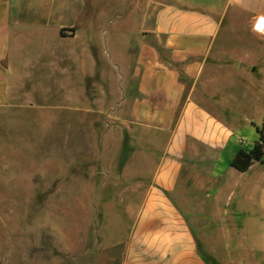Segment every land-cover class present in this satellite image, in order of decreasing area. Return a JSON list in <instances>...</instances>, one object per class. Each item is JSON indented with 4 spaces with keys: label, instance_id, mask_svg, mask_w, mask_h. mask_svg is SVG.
Segmentation results:
<instances>
[{
    "label": "crops",
    "instance_id": "crops-1",
    "mask_svg": "<svg viewBox=\"0 0 264 264\" xmlns=\"http://www.w3.org/2000/svg\"><path fill=\"white\" fill-rule=\"evenodd\" d=\"M257 16L264 25V0H0V107L52 92L51 81L61 90L72 68L103 72L89 92L107 93L134 141L123 172L136 191L101 245L115 253L106 264H213L226 227L218 166L237 151L216 84L234 60L224 33L230 18L264 36Z\"/></svg>",
    "mask_w": 264,
    "mask_h": 264
},
{
    "label": "rangeland",
    "instance_id": "rangeland-1",
    "mask_svg": "<svg viewBox=\"0 0 264 264\" xmlns=\"http://www.w3.org/2000/svg\"><path fill=\"white\" fill-rule=\"evenodd\" d=\"M253 26L264 34L260 16ZM224 35V53L234 60L216 84L237 153L254 145L264 123V36L236 27L230 18ZM105 36L101 28L104 60ZM96 78L107 84L103 72L97 77L75 67L61 90L51 81L52 92L34 93L28 104L0 107V264L114 260L115 253L101 245L114 237L117 214L131 205L124 197L136 191L123 172L134 141L114 117L107 93L89 92ZM235 154L218 166L227 177L218 204L226 227L218 234L211 221L210 230L217 233L211 261L264 264V161L240 171L231 166Z\"/></svg>",
    "mask_w": 264,
    "mask_h": 264
},
{
    "label": "trees",
    "instance_id": "trees-1",
    "mask_svg": "<svg viewBox=\"0 0 264 264\" xmlns=\"http://www.w3.org/2000/svg\"><path fill=\"white\" fill-rule=\"evenodd\" d=\"M258 129L260 135L254 145L251 148H241L231 162L240 171L248 170L256 161H264V123Z\"/></svg>",
    "mask_w": 264,
    "mask_h": 264
}]
</instances>
